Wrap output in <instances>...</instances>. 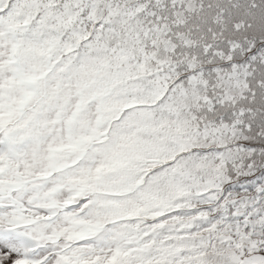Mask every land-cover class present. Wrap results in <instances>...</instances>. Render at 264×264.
I'll use <instances>...</instances> for the list:
<instances>
[{
    "label": "snow or ice",
    "instance_id": "obj_1",
    "mask_svg": "<svg viewBox=\"0 0 264 264\" xmlns=\"http://www.w3.org/2000/svg\"><path fill=\"white\" fill-rule=\"evenodd\" d=\"M0 264H264V0H0Z\"/></svg>",
    "mask_w": 264,
    "mask_h": 264
}]
</instances>
